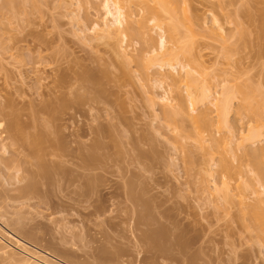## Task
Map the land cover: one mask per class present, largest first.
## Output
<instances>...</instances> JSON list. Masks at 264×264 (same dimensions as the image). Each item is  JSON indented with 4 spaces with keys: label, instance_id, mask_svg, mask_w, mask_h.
<instances>
[{
    "label": "rangeland",
    "instance_id": "rangeland-1",
    "mask_svg": "<svg viewBox=\"0 0 264 264\" xmlns=\"http://www.w3.org/2000/svg\"><path fill=\"white\" fill-rule=\"evenodd\" d=\"M35 1L13 0L14 2L13 5L19 4L20 6L19 5L13 6V9H11L13 10L12 12L11 10H7L8 9L7 6L9 5L7 0L5 1L0 0V8H1L0 21L3 24L2 26V24L0 23V29L2 30L0 32V37H1L0 44L2 46V47L0 46V113H1L0 114V125H1L0 126V224H1L0 227L1 228L5 227L4 231L8 232L9 234H11L15 229V231L18 230V232H20L22 235L24 234L25 237L27 238L30 237L29 239L32 242H36L35 244L38 245L36 247L37 251L39 252L41 251V253H44L45 250L48 251L49 255L47 256L48 257L47 263L49 264H71V263L72 264H115V263L117 264L148 263L149 264L152 259H149V255H147L145 251L141 250L144 248L140 246L137 240V236L139 235V233H136L137 230L134 224L135 223L134 219L131 220L134 216L130 218V215L131 216L133 215L131 214V211L134 210V207L132 206V204L131 206H129L130 203L126 202L124 199H123L124 201H122L123 198L122 193L124 190L123 185H125L126 187V185L129 183V184H133L134 186L133 188L136 189V192L137 191L138 193L142 192V189L144 188L143 193L145 195H147L148 193L147 195L148 197L145 196L146 198H144V200L149 204L151 203L152 207L153 206L156 207L153 208L156 209V211L157 210L158 211L156 212L153 209L154 210L153 213L154 216H156L155 217L156 219L159 218L158 221L160 222V224L162 223L163 225H165L166 218L167 219L171 218L172 220L171 219L170 220L173 222L174 220L175 222L178 221L177 222L178 224L177 223L176 224L178 226L180 224V227L187 226V224L189 223H190L189 226L194 225L195 226L194 231H196L197 233L192 232V234L190 233L191 236H197V235L199 236L200 235L199 232L204 231L205 234L201 232V236L204 234L202 236L203 237L202 240L205 237L206 238L203 240V243L205 244L202 245L203 247L201 249L203 250L201 251L206 255L207 254L209 256L212 255L211 257H213L215 256V253L218 254L220 252H226L225 250L229 249L230 247L227 248L228 246H223V245L236 240L238 236L240 237V238L238 237L240 239V242L243 241L245 238L247 239V236L249 234L248 233L246 234V232L243 231L242 225L240 227V230H237L235 228L236 224L240 221L239 218H241V216L239 217L238 216L239 214L235 212L237 211L236 209L237 207L236 206L233 207L232 205H230L229 208L221 207V209H219L220 211L217 209L219 207L218 205H220L219 204L220 200L218 199V197H216V194H214L213 189L214 190L218 189L221 182L220 181L221 177L219 176L220 173L218 174L220 178L217 176V174H215L218 173L215 171L218 170L217 167L218 165L216 162V159H218V157H216V154H214V152L212 153V146L214 147V143L212 142L219 140L220 138L221 139L224 138V140L223 139L221 140V143L222 142L226 143L227 137L228 136L229 138L231 137V133L233 130L234 131L232 133V138L235 141H236V139L234 138L235 135L237 136L236 138H239L238 136H242L244 133H246L245 128L248 125L249 118L245 116L246 115L248 116V114H246L248 112L242 114L241 117H243L244 115V118L240 117V112L239 113L237 112L238 116L235 114L236 111H240L239 108L240 106L242 107L245 105V103L242 101L243 99L246 98V100L250 102V104L254 103L255 107L258 104L264 105V99H263L264 98L263 96L264 95V0H186L188 2H186L185 5H182V9L184 8L186 11L183 9L184 12H182L180 8H179L180 10L179 9L177 10L178 11L177 13L182 12L183 17H181V19L178 20L177 18H180V16L178 15L177 17H175L174 15L177 14L175 12L174 15L169 14L170 17L172 16V18L175 19H171L170 17H167V19L171 20V23L175 21L176 23L179 24V26L183 25L182 27L184 30L181 31L182 30L181 27H178L177 29L178 32L176 31V35L178 37L175 36V39L177 38L179 39V41H181L185 37L188 38V39L186 38L187 40L191 38L188 42L186 39H184L185 40V41L183 40L184 42L182 41L179 43V41L176 39L175 42L177 45H175V42L169 38L170 33H166L165 32L166 30L163 33H160L161 31H159L157 28L155 30L153 24L148 23L149 27H147V29L148 28L150 29L151 28L150 26H153L152 29L150 30L151 32L149 31V29L148 31H149V35L151 34L153 37L152 41L155 38L156 43L154 41L153 43L157 45V47H159L157 43H158V39L160 38L158 35L163 34L162 36L165 37V35L167 34L166 35L167 37H165L166 47L164 49V52L163 50H161L162 54L160 51H157L158 49L157 47L156 49L152 48V46L155 47V45L152 42H150L152 45H150L151 47H149L148 45L149 41L146 42L144 35H143L144 40L143 39L141 40L142 36L140 35V37L139 36L135 37L138 34L134 32L133 34L132 31L126 32L125 30L121 29L122 31L121 30L120 31L123 36L120 34L117 35L115 34L109 36V39H107L106 35L103 36L104 33L98 30L97 24L94 23L96 20L97 23L98 21L100 23L101 20H99V18L101 19V17H103L102 14L104 12L103 11L104 9L100 8L103 7L102 5H100V3L103 4L102 2L103 0L96 1V3L99 4L97 5V8L99 7L100 10L97 9V11L100 14L96 11V8L94 7L96 6L95 0L94 1L90 0L87 2H85L84 0H35ZM88 2L89 4H87ZM3 3L4 4L7 3L8 5H4ZM83 4L85 5V7ZM77 5L80 7L78 8ZM151 5L153 6L152 3L150 4V6ZM185 6L187 7L188 10L186 9ZM91 7L93 8L92 9L93 11L95 10L94 12H92ZM94 13L96 14L97 19ZM123 13L125 12L123 11ZM127 14L128 13H125L124 17H126ZM5 15L8 16L6 17ZM88 15L90 17H88ZM98 15L101 17H99ZM187 16L188 18H186ZM11 19L14 20L11 21ZM3 20L4 22H2ZM190 20L193 21V23H190L191 22ZM184 25L186 26V28L184 27ZM96 27L99 32L96 30ZM205 27H207V29ZM185 29L189 31L188 32L189 34H187V31ZM82 30L83 32L81 33ZM99 33L100 35L102 34L101 36H103L105 40L100 39ZM179 33L181 36L178 35ZM114 36H116L117 38ZM97 38L99 39L97 40ZM95 41L96 42L102 41V42L96 43ZM185 44L187 45L185 48L186 50L184 49ZM181 45L182 46L184 45V47H181ZM168 47L173 48V50H171L170 48L168 49ZM174 47L177 49L174 50ZM187 48H189V50ZM145 49L149 54H151L152 49H155L152 50L154 51L152 52V54L155 52L159 53L158 54L159 56H163L165 54L164 59L168 54L167 51L171 50V52L174 53L175 55H173L169 51L170 55L168 54L169 57L167 56L166 59L169 60V58L173 55L174 57L172 56L170 60L172 58L173 59L175 58L174 59L175 64L179 62L180 65L182 66L184 65L186 68L188 67V69L189 68H192L193 70L195 69V72L194 71L193 73L191 72V75L194 76V79L196 78L195 82L198 79L197 82L196 83L194 82L195 84L192 82L194 85L193 86L191 83L192 79L191 80L189 79L192 77L187 78V76H185L188 81L190 80L189 83L192 85L191 86L187 82V80H184L182 78L183 75H186L184 74L186 69H180L182 67L179 65V63L177 64L178 66H176L178 67L175 69L176 71L174 72V70H172L174 73L171 72L170 68L169 69L168 67L164 68L166 67L165 65H163L164 66L163 68L161 67V70H158L159 69L158 67H160L159 64L160 61L158 59L156 60H158L159 62L156 61L155 58H161V57H159L157 53L156 55L151 54L150 57L149 54L145 51ZM142 50L144 51L143 53ZM181 50L183 52L186 51L187 53H183ZM173 51L177 52V54ZM180 52H182L181 54H187L188 56H191L192 54V56L194 55L195 57L193 56L194 57L193 58L191 56L189 58L186 55H184L183 57L182 55H179ZM143 54L145 55L144 58L143 56H141ZM145 57H149V58L145 59ZM117 59L120 60L117 61ZM144 59L145 62L146 60L147 61L150 60V62H146V63H148V65H151L148 66V68L151 71L150 74L152 75L158 73L159 71V73L163 74V76L164 75L166 76L169 73L173 75L176 73L175 75L176 78L180 80L181 77L183 79L181 80L184 82L182 83V81L180 80L181 82L179 84L180 85L179 88L181 90L179 89V92L184 93L185 91L184 93L185 95L183 93H181L180 95L183 94L184 96H186L187 93L186 91H188V93L189 91L191 93L192 92L194 93L196 91L200 93L202 91L209 90L206 92L210 94L211 99L208 98L207 100H202V101L200 100V102L198 101L199 103L197 102L196 106H193L194 108L193 107L188 108L191 109V111L193 109L192 112L189 111L191 114L190 117H193L195 119L194 121V119L191 118L193 120L192 121L193 124L198 120L202 122V120L205 118L203 116L202 117L200 116L201 113L202 114L205 113L206 115H208L209 118L211 117L213 119V120H210L211 118L206 119L207 118L206 116L205 120L212 121V125L210 126L211 129L209 130L201 129V132L199 130V132L201 133V134L199 133L200 135L199 137H201L199 138V141L201 142V144L207 147L208 144L211 146L212 143L211 148L209 145H208L209 149L206 148V150H209V152H205V150L203 151V149H205L204 148L205 146L201 150L200 146H198L199 144L196 143V141L194 142L195 139L194 140L190 139L191 141H189V139L187 140L183 139L185 137L184 133L185 135L187 136L189 135V137L192 138V134L194 132V131L192 132V129L194 128L193 126L195 127L198 126V129H200L201 123H199V121L197 122V124L195 123V125H193L192 122L189 123L190 122L188 121L189 119H185V118L184 119L180 118L183 122L180 120L182 123L181 122L179 123L177 122L179 121L178 118L176 122L178 123V127L180 129L179 131L180 134H179L177 133V131H174L175 128H173L172 130V126L167 127L168 126L166 121L167 116L165 117L166 120H162L163 118L162 116L165 114L161 113L162 111L161 107L166 106L165 104L167 100H170L168 101V103L173 101L171 99H174L175 96L173 93L174 90L172 91L174 87L170 86V80L165 79V77L161 83L162 84L161 88L160 85L158 86L159 88L156 89L153 88L154 84L152 85V87H150L149 84L150 83L152 84L153 82L149 83L146 81L148 86L146 84L144 85L145 79L142 75L143 74L142 68L143 70H146L144 64L145 62L143 61ZM173 59L171 63L174 61ZM191 59L192 60L194 59L192 63H194V61L198 62L199 64L198 63L197 64L200 65V68L196 63L194 65L191 62L189 63V60ZM161 60L163 61V58ZM22 61H24L23 64ZM195 65L197 66L194 67ZM154 66H158L157 67L158 69ZM166 69L169 70L170 72L167 71ZM199 69L201 70V72ZM183 70L185 71L183 72ZM81 71H83L84 73L86 72L85 74L89 73V75L93 76L94 78L93 81L92 82L89 81L90 82L89 83L87 80L82 79V77H84L85 74ZM178 71L180 73H178ZM196 71L199 72L200 75ZM202 72H204L203 73L204 76L202 75ZM38 74H40V76ZM177 74H179V76H177ZM140 75L143 78L140 77ZM60 77H62L63 79ZM62 80H64V82L66 81L67 82L66 85L67 84L68 85L65 87L66 89L64 88L63 90L62 88L58 90L57 88L59 87L58 83ZM68 80L71 81L68 82ZM80 80L82 81V83L80 82ZM72 81L74 82V84L71 83ZM241 81L243 84L240 85L239 83ZM250 81L251 83L254 84H251ZM86 83L87 85H91V86H87ZM185 85H187L188 87H185ZM237 85L238 87H234ZM183 87H184V91L182 90ZM223 87H225L226 90ZM185 88H187V90ZM189 88H193L191 89L192 91L188 90ZM232 88H234V90H236L237 88H242V90L238 89L242 92L239 95L240 91L236 90L237 92L235 91L234 93ZM67 90L70 91L71 94ZM252 90H254V92ZM243 91L245 94L243 93ZM93 92H95L96 94ZM172 94L173 96L171 97ZM222 94L224 98H228L232 94H234L235 96L232 95L229 98L233 99V96L236 98H234L233 100L231 99L232 100L231 104L229 103L230 100L229 102H227V104H225L227 106L225 107L227 108V110L224 109V111L226 112L225 114L226 116H224L225 124L223 125L224 127L218 128V126L215 127L217 125L215 124L217 123L215 121L220 114V112H218L219 114L217 113V111L220 109L219 103L222 104V102H224L225 100L224 98L222 102H220L221 100H218V99H222L221 98ZM71 95L73 98L71 97ZM237 95H239L240 97H238ZM256 95L258 98H256ZM163 96H165V98ZM241 96L244 98H241ZM261 97L263 98L261 99ZM74 98H76V100ZM151 98L154 99L152 100ZM214 98H217L216 101H214L215 100ZM162 99L165 103L161 101ZM61 100L63 102H61ZM150 100L152 101L150 102ZM238 100L240 103L238 102ZM258 100H260V102ZM57 101H59L60 104H58L59 102L57 103ZM83 101H84V105H83ZM255 101H257L258 103V104L256 103L257 105H255ZM64 102L66 103L68 102L67 103L68 106L66 107L65 110H62L61 105L64 104ZM74 102L76 103V107H74L75 106ZM78 102L80 103L78 104ZM214 103L216 104V106L218 105L219 109L214 106L215 105ZM151 104L153 105L151 106ZM79 105L82 106V108L79 107ZM31 106L33 107V109ZM228 106L230 108H228ZM228 109H230L231 112ZM163 110H165V108ZM193 113H196V115H194ZM214 113L216 118L214 116ZM32 114L33 116H31ZM7 115L8 117H6ZM156 116L157 117L159 116L160 118L159 117L157 118ZM220 118L222 117H219V119ZM14 120L17 121V125H18V126L16 125L15 129L10 128V124ZM184 120L186 121L185 124H184ZM162 121L166 122L167 125L164 124V122L163 124L167 128L163 124L161 125L158 124V122L160 123ZM31 122L33 124L35 123L37 124L32 125ZM168 123L170 124L169 120ZM177 123L173 125L176 127ZM31 125L33 126V128ZM183 125H185V127ZM228 125L232 127L229 128ZM157 126H159V129ZM190 126L192 127L190 128ZM213 126L217 129H214ZM225 126H226L225 129L226 131H224L223 129L225 128ZM100 128L103 130H101ZM220 128L222 130H220ZM231 128L233 130H231ZM96 129L98 130L97 132ZM170 129L174 132H171ZM198 129L196 128V131ZM205 131H207L208 134ZM61 132L63 134H61ZM175 132H176V137L177 135H179L178 137L181 138L182 141L179 138H175ZM96 133L99 135H97ZM105 133L106 134L109 133V134L106 135ZM263 133L264 131L262 132V134ZM103 134L104 137L103 136L101 137V135ZM202 134L203 135L205 134L204 137L205 136L207 138L209 137V140L205 137V139L207 140L205 141L204 137H202L203 136ZM223 134L227 135V137L226 136L224 137ZM105 135L108 137H105ZM23 137L25 139H23ZM54 138L57 140H55ZM202 138L204 139V141ZM92 140L93 141L95 140L94 143H91L93 142ZM184 140H186V142ZM260 140L262 141V138ZM32 141L33 143H31ZM178 141L179 143L180 141L182 142L180 143L181 146L178 144ZM263 141H264V137H263ZM263 141L261 142L262 145L264 144ZM96 143L99 144L100 148L98 147V149L94 150L92 148ZM249 143L250 142H248V144ZM179 146L182 149H180ZM89 148H91L90 151L87 150ZM210 149H211V153L214 156L209 155ZM238 151L236 150V152ZM231 154L232 153H230V157L232 156ZM81 156L84 158H89L91 160H93V158L94 159L96 158L95 160L97 162V165L99 164L100 165L97 166L95 160H93V162H95V164L93 163L95 169H92L91 170L92 172L90 170H85L86 167L85 169H83L82 167L84 166L82 165L84 164L81 163V161L78 159L79 157L82 158ZM236 156H240L239 153ZM56 158H61L62 160L61 159L57 160ZM83 159L81 160L83 161ZM185 159L187 160L185 162H188V164L184 162ZM59 160L62 162L65 161L66 164L63 165H65L64 166L66 168L65 170L69 172L68 174L70 175L72 174L71 177L76 178L78 176L76 172L78 171V173L81 174L83 178L85 177V179L91 177L95 178L94 182L96 181L95 182L96 184L94 183V185H96L98 188L96 186L93 188L96 189L94 190L95 191L94 198L92 199L94 200L96 197H98L96 199H98L99 202H102L100 203V205L105 203L104 205H102L105 208L100 206L104 210L106 209L105 210L106 213L104 212L105 215L103 213L101 216H97V218L90 215L88 218L87 215L90 213L92 209L90 202H85V203L82 202V204L81 203L79 204L80 201H78V199L76 198L77 194L79 193L78 190L85 189L84 192L87 191L85 188L86 181L82 180L83 178L75 181L76 182V183L74 182L75 184L73 183L74 186L78 185V187L75 188L73 187V184L70 182L69 184L65 183L68 186H66L64 183L60 184L61 186L58 184L59 185L58 186L53 182V180H51V178H49L48 180L46 179L36 180L37 178L34 176L33 172L39 171L40 166H42V164L46 165L47 163L50 164V162L51 163L59 162ZM69 160L70 161L73 160L74 161L73 164H71L72 162H70ZM77 160H79L81 164ZM40 162L42 163L40 164ZM79 165L82 166L81 167L82 169H79L80 167L78 168ZM46 166L49 167L50 165H46ZM202 166L205 167L203 168ZM97 168H99L100 170L99 169L97 170ZM93 170H95V173H97V175L99 174L100 175L97 176L95 173H93L94 172ZM202 170L203 173L200 174ZM30 171L32 172V174ZM209 171L210 174L213 176H209L210 174L209 175L206 174ZM15 172L18 174H16ZM137 173L138 175H136ZM30 175H32V178H36V179H31ZM207 175L209 176L208 178ZM133 176H135L134 179L137 178L138 179L133 180L132 179ZM28 180L29 181L31 180L35 184L39 181L38 184L41 182L40 184L42 186L40 184L36 185L37 191L35 192V194L30 195L31 197L28 196L27 198L26 196L24 198L23 196H21L20 189L23 188L25 185H27V183H29ZM126 181L127 184H125ZM140 182L142 185L140 184ZM206 182L208 183L206 184ZM79 184L83 189L80 187ZM230 184H229V189L231 190L233 195L234 183L231 182ZM65 186L66 188H64ZM203 187H207L205 188L207 191ZM145 188L148 190H145ZM154 188L157 189L154 190ZM108 189L110 190L108 191ZM81 190H80V194L84 193L83 191L81 192ZM144 191L145 192L148 191V192L145 193ZM117 192L118 194H120L122 198L117 194ZM211 192H213L212 193L213 195L211 194ZM72 193L74 195H72ZM106 193H109V196L106 195ZM95 194L98 196H96ZM154 194L156 195L154 196ZM67 196L70 197L68 198ZM109 197L114 199L112 200ZM213 197L216 199H214ZM106 198L107 200L105 201ZM154 198H157L158 200L157 199L155 200ZM75 199H77L78 203ZM147 199H149V201ZM71 200L76 201L74 203L78 204L79 207L78 205L75 207L74 205L76 204H74ZM68 206H72V209L74 210L68 209L71 208ZM117 207L120 209H118ZM112 211L113 214H110L112 213ZM224 211L225 214L223 213ZM128 212H129V216H128ZM160 212L162 213L165 212V213H163L162 215V213ZM157 213L158 215H156ZM108 215L111 216L109 217ZM159 215H161V217H159ZM113 216L116 217L114 218ZM117 216H119V218ZM122 216L125 218H123ZM112 219L114 220L112 221ZM236 219H238V221ZM97 220L99 222H97ZM120 221L122 223H120ZM240 224L242 223L240 222ZM225 225H227V227H229L230 229H225L223 227ZM165 226L167 227V225ZM198 226H200L199 227L200 229L198 228ZM132 227L134 230L132 229ZM205 230L207 233L205 232ZM105 239L107 240V242ZM245 240L241 243L242 245L243 243L245 244ZM104 241L106 243H104ZM135 241H137L138 243ZM137 245H139V247ZM249 246H247V244L243 245V247L240 246L241 247L240 249L239 248L236 249V253H238L240 256H246L250 254L249 256L251 257L254 256L253 261L254 260L256 261L255 256H257L258 254L255 253H257V250H255L256 248L253 247L250 248ZM214 248L216 249V251ZM230 249L227 251H230ZM138 250L140 253L138 252ZM14 251L19 252L17 248H15ZM193 251L194 252L199 251V247H197L196 245ZM113 253H115L116 256L118 254V256L116 257L114 254V257H112L113 258L112 259L111 256L113 255ZM226 254H228V252ZM224 258L227 259V255ZM257 258L259 259V257ZM110 259L112 260L110 261ZM146 259H148V261ZM114 260L115 262H112ZM81 261L83 263H81ZM241 261L242 260L238 261L237 264L238 263L241 264ZM156 263L168 264L170 262L165 260H160L157 258L155 264ZM259 263H261L260 260H257V264Z\"/></svg>",
    "mask_w": 264,
    "mask_h": 264
},
{
    "label": "bare ground",
    "instance_id": "bare-ground-1",
    "mask_svg": "<svg viewBox=\"0 0 264 264\" xmlns=\"http://www.w3.org/2000/svg\"><path fill=\"white\" fill-rule=\"evenodd\" d=\"M5 1V0H4ZM32 1V0H31ZM33 1H35V0H33ZM85 2H87V1H90V0H84ZM83 1V2H84ZM94 1V0H93ZM96 1H98V0H95V3H96ZM100 1H102V0H100ZM7 2H8V4L6 3V4H4V5H8L7 6V10H11V9H13V6H15V5H19V4H15V5H13V0H7ZM36 2V1H35ZM34 2V3H35ZM82 2V3H83ZM103 2V4H101L100 3V5H102L103 7H100V8H102V9H104L103 11V14H102V16L104 17H101V16H99V17H101V19L99 18V20H101V22L99 23V21H98V23L95 21H93L94 23H96L97 24V27H98V30H100V31H102L103 33H104V35L103 36H105L106 35V37H107V39H109V36H111V35H117V34H120V35H122V33H121V29H123V30H125L126 32L127 31H132V33L134 32V33H136V34H138V35H136L135 37H137V36H139L140 37V35L142 36V38H141V40L143 39L144 40V37H143V35L145 36V40H146V42H148L149 41V47H151L150 45H152L150 42H152L153 43V41L155 42V38H154V40L152 41V39H153V37H152V35L150 36L149 35V31L152 29V27L154 26V28H155V30H156V28L159 30V31H161L160 33H163L165 30V32L166 33H170V39H172L174 42H175V40L177 39H175V36H177L176 35V31L178 32V27H181V31H183L184 29H183V25L182 26H179V24L178 23H176L174 20V22H172L171 23V20H168L167 19V17H170L169 16V14H175V12L177 13L178 11V9L180 8L181 10H182V12H184L183 11V9H182V5H185V3L186 2H188V1H186V0H103L102 1ZM16 3H17V1H16ZM20 3H21V1H20ZM78 3V2H77ZM91 3H93V2H91ZM152 3L153 4V6L151 5L150 6V4ZM2 4V5H3ZM87 4H89V2L87 3ZM36 5V4H35ZM78 5H80V4H78ZM77 5V7L79 8L80 6H78ZM84 5V4H83ZM82 5V6H83ZM96 6H94L95 8H96V11H97V9H99L100 10V8L98 7L97 8V5H99L98 3H96L95 4ZM20 6V5H19ZM81 6V7H82ZM91 6V5H90ZM181 6V7H180ZM16 7H18V6H16ZM16 7H15V9H16ZM84 7H85V5H84ZM93 7V6H92ZM91 7V10L93 9ZM186 7V6H185ZM4 8H6V7H4ZM1 9V8H0ZM3 9V8H2ZM14 9V10H15ZM89 9V8H88ZM87 9V10H88ZM126 9V10H125ZM179 9V10H180ZM186 9H187V7H186ZM77 10V9H76ZM75 10V11H76ZM86 10V9H85ZM185 10V9H184ZM188 10V9H187ZM12 12H13V10H11ZM89 11V10H88ZM95 11V10H94ZM93 10H92V12H94ZM123 11L125 12V13H128L127 15H126V17H124L125 16V13H123ZM186 11V10H185ZM77 12V11H76ZM98 12V11H97ZM182 12L181 13H177V14H175L174 16L175 17H177L178 15L180 16V18H177L178 20L179 19H181V17H183L182 16ZM188 12V11H187ZM15 13H16V11H15ZM74 13V12H73ZM99 13V12H98ZM140 13H142V14H140ZM186 13V12H185ZM185 13H184V15H185ZM4 14V13H3ZM3 14H1V15H3ZM95 14V13H94ZM100 14V13H99ZM168 16H167V15ZM181 14V15H180ZM9 15V14H8ZM7 15V16H8ZM14 15V14H13ZM72 15V14H71ZM189 15V14H188ZM192 15V14H191ZM6 16V15H5ZM6 16V17H7ZM12 16V15H11ZM87 16V15H86ZM173 16V17H174ZM214 16V15H213ZM213 16H212V18H213ZM1 17V16H0ZM88 17H90L89 15H88ZM95 17H96V14H95ZM138 18V19H137ZM171 19H175V18H172V16L170 17ZM186 18H188V16L186 17ZM192 18V17H191ZM194 18V17H193ZM197 18H199V17H197ZM203 18V17H202ZM8 19V18H7ZM96 19H97V17H96ZM0 20H1V18H0ZM12 20H14V19H11V21ZM74 20V19H73ZM185 20H187V19H185ZM217 20V19H216ZM87 21V20H86ZM85 21V22H86ZM88 21H89V19H88ZM181 21V20H180ZM179 21V22H180ZM191 21V20H190ZM215 21V20H214ZM2 22H4V20L2 21ZM7 22H10V21H7ZM178 22V21H177ZM184 22V21H183ZM196 22H198V21H196ZM200 22V21H199ZM212 22H213V20H212ZM0 23H1V21H0ZM93 23V24H94ZM151 23V24H153V26H150L151 28L149 29V31H148V29H147V27H149V24ZM190 23H193V21H191ZM201 23V22H200ZM203 23V22H202ZM204 23H205V21H204ZM203 23V24H204ZM211 23V22H210ZM2 24V23H1ZM83 24V23H82ZM181 24H182V22H181ZM81 25V24H80ZM213 25H214V23H213ZM2 26H3V24H2ZM89 26H90V24H89ZM94 26H96V25H94ZM196 26V25H195ZM205 26V25H204ZM97 27H96V30H97ZM136 27H137V29H136ZM184 27L186 28V26L184 25ZM190 28H191V26H190ZM201 28V27H200ZM206 29H207V27H205ZM211 28V27H210ZM82 29V28H81ZM93 29H95V28H93ZM164 29V30H163ZM202 29H203V27H202ZM91 30V29H90ZM97 30V31H98ZM121 30V31H120ZM163 30V31H162ZM180 30V29H179ZM186 30V29H185ZM193 30V29H192ZM195 30V29H194ZM210 30V29H209ZM208 30V31H209ZM213 30V29H212ZM2 30L0 29V32H1ZM87 31V30H86ZM92 31V30H91ZM94 31V30H93ZM187 31V30H186ZM191 31V30H190ZM83 32V30L81 31V33ZM88 32H90V31H88ZM99 32V31H98ZM120 32V33H119ZM151 32V31H150ZM189 31H187V34H189L188 33ZM94 33H97V32H94ZM93 33V34H94ZM133 33V34H134ZM165 33V34H166ZM123 34H124V32H123ZM129 34V33H128ZM132 34V35H133ZM187 34H184V35H187ZM99 35H100V33H99ZM102 35V34H101ZM100 35V39H104L105 40V38H103V36H101ZM120 35H118V36H120ZM131 35V34H130ZM161 34H159L158 36L160 37L159 39H158V46L159 47H157V45H155L154 43V45H155V47H153L152 46V48H155L156 49V47L158 48L157 49V51H160L161 52V54H162V51L161 50H163V52H164V49H165V47H166V39H165V37H167L166 35H165V37L164 36H160ZM178 35H180V33L178 34ZM191 35V34H190ZM243 35V34H242ZM123 36V35H122ZM121 36V37H122ZM146 36H148V37H146ZM181 36V35H180ZM183 36V35H182ZM241 36V35H240ZM3 37V36H2ZM114 37H116V36H114ZM120 37V38H121ZM152 37V38H151ZM178 37V36H177ZM185 37V36H184ZM191 37V36H190ZM189 37V38H190ZM1 38V37H0ZM94 38V37H93ZM117 38V37H116ZM146 38H148V39H146ZM168 38V39H169ZM183 38V37H182ZM187 37H185V38H183V40L184 39H186ZM96 39V38H95ZM99 38H97V40H98ZM181 39V38H180ZM188 39V38H187ZM186 39V40H187ZM191 39V38H190ZM189 39V40H190ZM2 40V39H1ZM36 40H38V39H36ZM124 40V39H123ZM122 40V41H123ZM178 41H179V39H177ZM183 40H181V41H179V43L180 42H182ZM189 40H187V42L189 41ZM193 40V39H192ZM192 40H191V42H192ZM40 41V40H39ZM38 41V42H39ZM91 41H93V40H91ZM107 41V40H106ZM121 41V42H122ZM185 41V40H184ZM183 41V42H184ZM19 42H21V41H19ZM34 42V41H33ZM41 42V41H40ZM39 42V43H40ZM96 42V41H95ZM98 42V41H97ZM96 42V43H97ZM100 42H102V41H100ZM100 42H98V43H100ZM171 42V41H170ZM186 42V43H187ZM1 43V42H0ZM16 43H17V41H16ZM106 43V42H105ZM142 43V42H141ZM156 43V42H155ZM179 43H178V45H179ZM15 44V43H14ZM49 44V43H48ZM119 44V43H118ZM144 44V43H143ZM182 44V43H181ZM39 45V44H38ZM47 45V44H46ZM145 45V44H144ZM144 45H142V46H144ZM147 45V46H148ZM175 45H177L176 44V42H175ZM0 46H1V44H0ZM41 46V45H40ZM49 46V45H48ZM109 46V45H108ZM186 44H185V47H184V45L182 46L181 45V47H184V49L186 48ZM190 46H191V44H190ZM2 47V46H1ZM115 47V46H114ZM113 47V48H114ZM120 47V46H119ZM178 47V46H177ZM180 47V46H179ZM194 47V46H193ZM40 48V47H39ZM43 48V47H42ZM116 48V47H115ZM147 48V47H146ZM170 47H168V49H169ZM190 48H192V47H190ZM10 49V48H9ZM8 49V50H9ZM108 49H110V48H108ZM112 49V48H111ZM150 49V48H149ZM155 49H152V50H155ZM171 50H173V48H170ZM177 48H175L174 47V50H176ZM180 49H182V48H180ZM180 49H179V51H180ZM183 49V50H184ZM188 50H189V48H187ZM16 50V49H15ZM18 50V49H17ZM113 50V49H112ZM111 50V51H112ZM116 50V49H115ZM151 50V54H152V52H154V51H152ZM171 50H169L170 52H171ZM186 50V49H185ZM46 51V50H45ZM44 51V52H45ZM145 51H146V49H145ZM166 51V50H165ZM169 51H167L168 52V54H169ZM179 51H178V53H179ZM182 51V50H181ZM192 51V50H191ZM40 52V51H39ZM120 52V51H119ZM144 51L142 50V53H143ZM147 52V51H146ZM173 52H175V51H173ZM183 52V51H182ZM182 52H180V54L179 55H182L183 57H184V55H186L187 57H191L192 56V54H191V56H188L187 54H181ZM118 53V52H117ZM148 53V52H147ZM156 53L157 52H155V53H153L152 55H156ZM166 53V52H165ZM172 53V52H171ZM176 54H177V52H175ZM183 53H187L186 51L185 52H183ZM191 53H193V52H191ZM116 54V53H115ZM145 54V53H144ZM141 55V56H143V58H144V56L145 55ZM149 54V53H148ZM151 54H149V56L151 55ZM159 53H157V55H158ZM160 54V55H161ZM168 54L166 55V57L168 56ZM173 55H175L174 53H172ZM41 55V54H40ZM119 55V54H118ZM121 55V54H120ZM140 55V54H139ZM165 55V54H164ZM164 55L163 56H159V57H161V58H155V60L156 59H158V60H156V61H158L159 62V64H160V67H158V66H154V67H158L157 69L158 70H161V67L163 68L164 66L163 65H165L166 67H164V68H167L168 67V69L170 68V70H171V72L172 73H174L176 70V68H178V67H176V66H178L177 64L179 63H176L175 64V58L173 59L174 61L171 63V61H172V59L170 60V58L173 56H171L170 58H169V60L168 59H166V57H165V59H166V61H165V59H164ZM170 55V54H169ZM157 56V57H158ZM194 56V55H193ZM192 56V57H193ZM119 57V56H118ZM121 57V56H120ZM139 57V56H138ZM151 57V56H150ZM169 57V56H168ZM174 57V56H173ZM195 57V56H194ZM193 57V58H194ZM44 58V57H43ZM122 58V57H121ZM149 57H145V59H148ZM163 58V61L161 60ZM41 59V58H40ZM140 59V58H139ZM145 59L143 60L144 62H145ZM33 60V59H32ZM120 60V59H119ZM118 59H117V61H119ZM150 60H151V58H150ZM150 60L149 61H147L146 60V62H150ZM153 60V59H152ZM154 60V61H155ZM176 60H178V59H176ZM194 60V59H193ZM192 59L191 60H189V63L191 62L192 63V61H193ZM124 61V60H123ZM141 61V60H140ZM153 61V62H154ZM155 61V62H156ZM23 62L24 61H22V64H23ZM36 62V61H35ZM121 62V61H120ZM144 63L145 64V67H146V70H143V68H142V71H143V77H144V79H145V81H144V85L146 84L147 85V82H153L151 85L149 84V86L150 87H152V85L154 84V86H153V88H159L158 86L160 85V88H161V86H162V81H163V79H164V77H165V79H167V80H170V86L171 87H174V89H172V91L174 90V99H171V100H173L172 102H169L168 103V101H170V100H167V97H166V100H167V102H166V106L165 107H161V113H163V114H165V115H163V114H161V115H163L162 117L164 118H162V120H166V116H167V124H168V126L167 127H169V126H172V130H173V128H175V130L174 131H177V133H179V131H180V129H179V127H178V123L177 122H181L182 120L181 119H189L188 121H190L189 123H191L193 120L191 119V118H193V117H190L191 116V114H190V112L189 111H191V109H188L189 107L190 108H192L193 106H196V104H197V102L199 101L200 102V100L202 101V100H207L208 98H210V94H208V92H206V91H209V90H205V91H202V92H200V93H198L196 90V92H190L189 91V93H188V91H186L187 93H186V96H184L185 94V91H184V87L182 88V90L184 91V93L183 92H181V93H183L182 95H180L181 93L179 92V84H180V82L184 79V80H187L186 79V77L185 76H187V78H189V77H192V78H189L190 80L192 79V81H191V83L193 82H195V79H194V76H192L191 75V72L193 73V71L195 72V69L193 70L192 68H189L188 69V67L186 68L184 65L182 66V65H180V63H179V65L182 67V68H180V66H179V68L180 69H186V71L185 70H183V72H184V74H186V75H183V79L180 77V80L178 79V78H176L175 77V75H176V73L173 75V74H171V73H169V74H167L166 76L164 75L163 76V74H161V73H159V71H158V73H155L154 75H152V74H150V70H149V68H148V66H151V65H148V63ZM154 62V63H155ZM158 62H157V65H158ZM18 63H20V62H18ZM141 63V62H140ZM197 64L198 62H195L194 61V63H192L193 65L194 64ZM28 64V63H27ZM118 64V63H117ZM142 64V63H141ZM156 64V63H155ZM199 64V63H198ZM197 64V65H198ZM18 65H20V64H18ZM120 65V64H119ZM125 65V64H124ZM154 65V64H153ZM162 65V66H161ZM197 65H195L194 67H196ZM35 66V65H34ZM33 66V67H34ZM37 66V65H36ZM129 66V65H128ZM199 66V68H200V65H198ZM28 67V66H27ZM145 67H144V69H145ZM22 68V67H21ZM24 68V67H23ZM84 68V67H83ZM141 68V67H140ZM139 68V69H140ZM152 68V67H151ZM28 69V68H27ZM37 69V68H36ZM81 69V68H80ZM188 69V70H187ZM192 69V70H191ZM23 70V69H22ZM33 70V69H32ZM84 70V69H83ZM153 70V69H152ZM167 70V69H166ZM172 70H174V72L172 71ZM200 70V69H199ZM203 70V69H202ZM20 71V70H19ZM86 71V70H85ZM154 71H155V68H154ZM167 71H169V70H167ZM31 72V71H30ZM36 72H37V70H36ZM81 72H83V71H81ZM88 72V71H87ZM140 72H141V70H140ZM153 72V71H152ZM157 72V71H156ZM170 72V71H169ZM197 72V71H196ZM200 72H201V70H200ZM84 73V72H83ZM86 73V72H85ZM84 73V74H85ZM103 73V72H102ZM154 73V72H153ZM164 73V72H163ZM178 73H180L179 71H178ZM198 74H199V72H197ZM203 73L204 72H202V75H203ZM33 74H34V72H33ZM32 74V75H33ZM42 74H44V73H42ZM92 74V73H91ZM101 74V73H100ZM104 74V73H103ZM39 76H40V74H38ZM94 75V74H93ZM105 75V74H104ZM131 75V74H130ZM188 75H190V76H188ZM200 75V74H199ZM20 76V75H19ZM42 76V75H41ZM75 76H76V74H75ZM177 76H179V74H177ZM182 76V75H181ZM204 76V75H203ZM64 77V76H63ZM73 77V76H72ZM80 77V76H79ZM104 77V76H103ZM124 77H125V75H124ZM140 77H142L141 75H140ZM142 77V78H143ZM147 79H146V78ZM185 77V78H184ZM37 78V77H36ZM60 78H62V77H60ZM141 78V79H142ZM205 78V77H204ZM34 79H35V77H34ZM59 79V78H58ZM63 79V78H62ZM74 79V78H73ZM77 79V78H76ZM80 79V78H79ZM82 79H84V80H87L88 82L89 81H93V76H91V75H89V73L88 74H85L84 75V77H82ZM102 79V78H101ZM143 79V80H144ZM193 79H194V81H193ZM55 80V79H54ZM60 80V79H59ZM106 80H107V78H106ZM143 80H141V81H143ZM148 80H150V81H148ZM167 80H165V81H167ZM189 80V81H190ZM198 80V79H197ZM197 80H196V82H197ZM250 80V79H249ZM69 81H71V80H68V82ZM74 81V80H73ZM71 82V83H73L74 84V82ZM77 81H79V80H77ZM147 81V82H146ZM189 81L187 80V82L189 83ZM38 82V81H37ZM80 82L82 83V81L80 80ZM184 81H182V83H183ZM195 82V83H196ZM200 82V81H199ZM202 82V81H201ZM204 82H205V80H204ZM254 82V81H253ZM36 83V82H35ZM58 83V82H57ZM66 81L64 82V80H62V81H60L58 84H59V87H61V88H59V87H57L58 88V90L59 89H62L63 88V90H64V88L68 85H66ZM70 83V84H71ZM90 83V82H89ZM93 83H96V82H93ZM193 83H192V85H193ZM194 83V84H195ZM245 83V82H244ZM248 83V82H247ZM250 83H251V81H250ZM58 84H57V86H58ZM78 84V83H77ZM80 84V83H79ZM100 84V83H99ZM124 84V83H123ZM190 84V83H189ZM188 84V85H189ZM240 85L241 84H243L242 83V81L239 83ZM251 84H254V83H251ZM258 84V83H257ZM56 85V84H55ZM86 85H87V83H86ZM191 85V84H190ZM191 85V86H192ZM197 85V84H196ZM236 85V84H235ZM52 86V85H51ZM74 86V85H73ZM87 86H91V85H87ZM148 86V85H147ZM194 86V85H193ZM243 86V85H242ZM241 86V87H242ZM247 86H248V84H247ZM252 86V85H251ZM70 87V86H69ZM68 87V88H69ZM149 87V88H150ZM185 87H188L187 85H185ZM190 87V86H189ZM195 87H197V86H195ZM203 87V86H202ZM234 87H238V85L237 86H234ZM246 87V86H245ZM249 87H250V84H249ZM259 87V86H258ZM263 87V86H262ZM54 88V87H53ZM81 88V87H80ZM88 88V87H87ZM90 88V87H89ZM194 88V87H193ZM193 88H189L188 90H191V89H193ZM199 88V87H198ZM197 88V89H198ZM206 88V87H205ZM223 88H225V87H223ZM50 89V88H49ZM66 89V88H65ZM70 89V88H69ZM186 90H187V88H185ZM200 89H201V87H200ZM233 89V92L235 93V91L237 90V91H240V90H238V89H241L242 90V88H237L236 90H234V88H232ZM231 89V90H232ZM251 89H252V87H251ZM263 89V88H262ZM56 90V89H55ZM170 90V89H169ZM181 90V89H180ZM203 90V89H202ZM225 90H226V88H225ZM51 91V90H50ZM68 91V90H67ZM96 91V90H95ZM171 91V92H172ZM192 91V90H191ZM194 91V90H193ZM236 91V92H237ZM253 92H254V90H252ZM57 92V91H56ZM70 94H71V92L70 91H68ZM79 92V91H78ZM85 92V91H84ZM226 92H228V91H226ZM242 91H240L239 92V95H240V93H241ZM262 92V91H261ZM66 93V92H65ZM93 93H95V92H93ZM223 93V92H222ZM229 93H230V91H229ZM243 93H244V91H243ZM252 93V92H251ZM256 93V92H255ZM62 94V93H61ZM84 94H86V93H84ZM96 94V93H95ZM94 94V95H95ZM99 94V93H98ZM165 94V93H164ZM224 94V93H223ZM223 94L221 95V98L222 99H218V100H221L220 102H222V100H223V98H224V96H223ZM245 94V93H244ZM249 94V93H248ZM257 94H258V92H257ZM88 95V94H87ZM92 95V94H91ZM225 95V94H224ZM227 95V94H226ZM229 95V94H228ZM232 95H234V94H232ZM232 95H230L229 97H231ZM239 95H237L238 97H240ZM77 96V95H76ZM99 96V95H98ZM109 96V95H108ZM162 96V95H161ZM173 96V94L171 95V97ZM235 96V95H234ZM233 96V99L234 98H236V97H234ZM244 96V95H243ZM264 96V95H263ZM71 97H72V95H71ZM86 97H88V96H86ZM164 98H165V96H163ZM163 97H161V98H163ZM224 98L225 100H224V102H222V104H220L219 103V105H220V109L218 108V105L216 106V104L214 105L215 107H217L218 109V111H217V113L218 112H220V114H219V117H222V118H220L219 119V117H217V119H216V121L215 122H217V123H215V124H217L215 127H217L218 126V128L219 127H224L223 125L225 124V121H224V119H225V117L224 116H226L225 114H226V112L224 111V109L225 110H227V108H225V107H227L225 104H227V102H229V100H230V104H231V102H232V98ZM255 97V96H254ZM73 98V97H72ZM80 98V97H79ZM91 98V97H90ZM98 98H100V97H98ZM106 98V97H105ZM170 98V97H169ZM220 98V97H219ZM241 98H244V97H242L241 96ZM240 98V99H241ZM251 98H252V96H251ZM256 98H258L257 97V95H256ZM256 98H254V99H256ZM263 97H261V99H262ZM75 100H76V98H74ZM84 99V98H83ZM89 99V98H88ZM92 99V98H91ZM90 99V100H91ZM94 99V98H93ZM152 99V98H151ZM154 99V98H153ZM152 99V100H153ZM211 99V98H210ZM215 100L214 101H216V99L217 98H214ZM232 99V100H231ZM264 99V98H263ZM64 100V99H63ZM80 100H82V99H80ZM85 100V99H84ZM95 100H96V98H95ZM107 100V99H106ZM152 100H150V102L152 101ZM160 100V99H159ZM253 100V99H252ZM60 101V100H59ZM59 101H57V103L59 102ZM70 101V100H69ZM72 101H73V99H72ZM79 101V100H78ZM92 101V100H91ZM101 101V100H100ZM104 101V100H103ZM162 102H164L163 101V99L161 100ZM175 101V102H174ZM211 101V100H210ZM241 101V100H240ZM244 103H245V105H244V103H243V105L244 106H240L239 108H240V111H236V115L238 116V114H237V112L239 113L240 112V117L242 116V114L243 113H245V112H248V113H246V114H248V116L246 115L245 117H248L249 118V121H248V125H247V127L245 128L246 130V133H244L242 136H238L239 138H236L237 136L235 135L234 136V134H233V136H234V138L236 139V141L232 138V133H233V129L231 128V130H233L232 131V133H231V137L230 138H232V139H230L229 138V136L227 137V135H224V137L226 136L227 137V139H226V143L225 142H222L221 143V140L223 139L224 140V138H220L219 140H216V141H214V142H212V143H214V147L212 146V143H211V146H212V153L214 152V154H216V157H218V159H216V162H217V167H218V170H215L216 172H218V173H215V174H217V176H218V174H219V176L221 177V182H220V185H219V187H218V189H213V191H214V194H216V197H218V199L220 200V202H219V204L221 205H218L217 207V209L219 210V209H221V207H224V208H229L230 207V205H232L233 207L234 206H236L235 208L237 209V211H235L236 213H238L239 215V217L241 216V218H239L240 219V221L236 224V229L237 230H240V227H241V225H242V229H243V231H245L246 232V234L248 233L249 235L247 236V239L245 240V244H247V246H249L250 248L251 247H253V248H256L255 250H257V253H255V254H258L257 256H255V259H256V261L254 262L253 261V259H254V256H249V255H246V256H240L238 253H236V249H240L241 247L240 246H242L243 247V245H245L244 243H243V245L241 244L243 241H241L240 242V237L238 238L237 237V239L236 240H234V241H232V242H230V243H226V244H224L223 246H228L227 248H229L230 249V251H227V250H229V249H227V250H225L226 252H220V253H218V254H216L215 253V256H213V257H211V256H209L208 254L206 255V254H204L201 250H203V249H201L203 246V244H205V243H203V240L206 238H204L203 240H202V236L205 234L204 233V231H201V232H203L202 234V236H201V232H199L200 233V235L198 236H191L190 235V233L192 234V232L193 233H195L196 231H194V228H195V226L193 227L192 225H190L189 226V224H187V226H182V227H180V224H179V226L177 225L178 223V221L177 222H175V220H174V222L173 221H171L172 219L171 218H169V219H167L166 218V221H165V225H167V227L165 226V225H163L162 223L160 224V222L158 221V219H156L155 217L156 216H154V213H153V211L155 210L156 211V209H154V208H156V207H152V205H151V203L149 204V203H147L145 200H144V198H146L145 196H147L148 195V191L147 192H145V193H147V195H145L144 193H143V186H142V192H139L138 193V191L136 192V189H134L133 187V184H127V181H126V183L125 184H127L126 185V187H125V185H123V187H124V190H123V193H122V197L120 196V194H118V192H117V194L122 198V201H126V202H129L130 203V205L129 206H131V204H132V206L134 207V210L133 209H131V210H133V211H131V214H133L132 216L130 215V218H132L133 216V218L131 219V220H133L134 219V224H135V227H136V230L138 231H136V233H139V235L137 236V240H138V242H139V244H140V246H142V248H144V249H141L142 251H145V253L147 254V255H149V259H156L157 260V258L158 259H160V260H165V261H169L171 264H222L223 262L224 263H227V264H237V262L238 261H240V260H242L241 261V264H257V260H260V262L261 263H259V264H264V144L262 145V141H263V137H264V133L262 134V132L264 131L263 129H264V108H263V106L260 104H258L257 103V101H255V105H257L256 107L254 106V103L251 105L250 104V102H248L247 100H246V98L245 99H243L242 100ZM241 101V102H242ZM259 102H260V100H258ZM262 101V100H261ZM61 102H63L62 100H61ZM71 102V101H70ZM76 102V101H75ZM74 102V103H75ZM155 102V101H154ZM198 102V103H199ZM204 102V101H203ZM207 102V101H206ZM238 102H239V100H238ZM56 103V104H57ZM68 103V102H67ZM66 102H64V104H62L61 106V108H62V110H65L66 109V107L68 106V104H67ZM80 102H78V104H79ZM89 103H91V102H89ZM165 103V102H164ZM168 103V104H167ZM172 103V104H171ZM205 103V102H204ZM208 103V102H207ZM206 103V104H207ZM240 103V102H239ZM257 103V104H256ZM58 104H60V102L58 103ZM100 104V103H99ZM156 104V103H155ZM170 104V105H169ZM210 104V103H209ZM213 104V103H212ZM44 105V104H43ZM73 105V104H72ZM83 105H84V101H83ZM92 105V104H91ZM95 105V104H94ZM153 104H151V106H152ZM221 105H222V107H221ZM241 105V104H240ZM55 106H57V105H55ZM60 106V105H59ZM120 106V105H119ZM161 106H163V105H161ZM262 106V107H261ZM32 107V106H31ZM30 107V108H31ZM74 107H76V103H75V106ZM79 107H81L82 108V106H80L79 105ZM85 107V106H84ZM89 107V106H88ZM44 108V107H43ZM50 108V107H49ZM93 108V107H92ZM165 108V110H163ZM194 108V107H193ZM228 108H230L229 106H228ZM32 109H33V107H32ZM35 109V108H34ZM45 109H47V108H45ZM68 109V108H67ZM71 109V108H70ZM69 109V110H70ZM196 109V108H195ZM194 109V110H195ZM55 110V109H54ZM68 110V111H69ZM84 110V109H83ZM89 110V109H88ZM205 110V109H204ZM216 110V109H215ZM214 110V111H215ZM229 111H230V109H228ZM239 110V109H238ZM244 110V111H243ZM11 111H13V110H11ZM35 111V110H34ZM56 111V110H55ZM59 111V110H58ZM71 111V110H70ZM76 111H78V110H76ZM192 111H193V109H192ZM191 111V112H192ZM223 111V112H222ZM85 112V111H84ZM160 112V111H159ZM195 112V111H194ZM205 112V111H204ZM216 112V111H215ZM228 112V111H227ZM231 112V111H230ZM29 113H30V110H29ZM34 113V112H33ZM58 113V112H57ZM60 113V112H59ZM63 113H65V112H63ZM69 113V112H68ZM201 113V112H200ZM217 113H216V115H217ZM1 114V113H0ZM6 114H8V113H6ZM11 114V113H10ZM72 114V113H71ZM190 114V115H189ZM194 115H196V113H193ZM192 114V115H193ZM199 114V113H198ZM204 114V115H203ZM201 113L200 114V116L202 117H205L206 118V116H207V118L206 119H208L209 117H208V115H206L205 113ZM5 115V114H4ZM14 115V114H13ZM16 115V114H15ZM30 115V114H29ZM50 115V114H49ZM154 115V114H153ZM156 115V114H155ZM159 115V114H158ZM222 115V116H221ZM31 116H33V114L31 115ZM52 116V115H51ZM55 116V115H54ZM61 116V115H60ZM74 116V115H73ZM210 116V115H209ZM214 116H215V113H214ZM6 117H8V115L6 116ZM5 117V118H6ZM16 117H18V116H16ZM66 117V116H65ZM157 117V116H156ZM155 117V118H156ZM159 117V116H158ZM157 117V118H158ZM240 117H238V118H240ZM29 118H30V116H29ZM37 118V117H36ZM69 118V117H68ZM120 118V117H119ZM160 118V117H159ZM179 118V119H178ZM181 118V119H180ZM199 118V117H198ZM205 118L202 120V122L201 121H199V123H201L200 124V129H198V126L197 127H195V126H193V125H195V123L197 124V122H195L194 124H193V122H192V126L194 127L193 129H192V132H193V134H192V138L191 137H189V135L187 136V135H185V133H184V138L183 139H189V141H191L192 139L194 140V142L196 141V143H198L199 145L198 146H200V149L202 150L203 149V147L205 146H203V144H201V142L199 141V138H201V137H199L200 135H199V133L201 132V129L202 130H205V129H211V125H212V121H210V120H213L211 117V119L210 120H205ZM215 118H216V116H215ZM241 118H244V115H243V117H241ZM13 119H14V117H13ZM33 119V118H32ZM58 119V118H57ZM177 119L179 120V121H177ZM191 119V120H190ZM194 119V118H193ZM200 119H202V118H200ZM9 120V119H8ZM16 120V119H15ZM12 121V123L10 124V128H13V129H15L16 128V125H17V121ZM30 120H31V118H30ZM37 120V119H36ZM49 120V119H48ZM61 120V119H60ZM67 120V119H66ZM168 120H169V122H170V124H172V125H170L169 123H168ZM181 120V121H180ZM197 120V119H196ZM38 121V120H37ZM37 121H35V122H37ZM57 121V120H56ZM59 121V120H58ZM161 121V120H160ZM177 121V122H176ZM194 121H195V119H194ZM11 122V121H10ZM9 122V123H10ZM19 122V121H18ZM33 122V121H32ZM31 122V123H32ZM39 122V121H38ZM163 122H164V124H166V122L165 121H162V122H158V124H163ZM183 122V121H182ZM181 122V123H182ZM60 123V122H59ZM177 123V125H176V127L174 126L175 124ZM186 123V121L184 120V124ZM188 123V122H187ZM213 123V124H214ZM35 124H37V123H35ZM35 124H33L32 123V125H35ZM163 124V125H164ZM166 124V125H167ZM174 124V125H173ZM31 125V126H32ZM191 125V124H190ZM1 126V125H0ZM18 126V125H17ZM115 126V125H114ZM165 126V125H164ZM184 127H185V125H183ZM192 126H190V128L192 127ZM229 126V125H228ZM53 127V126H52ZM116 127V126H115ZM158 127V129H159V126H157ZM160 127H162V126H160ZM166 127V126H165ZM166 127V128H167ZM182 127V126H181ZM184 127H183V129H184ZM214 126H213V128L214 129H217V128H215ZM230 127H232V126H229V128ZM18 128V127H17ZM31 128V127H30ZM32 128H33V126H32ZM54 128V127H53ZM176 128H178V129H176ZM196 128L198 129L197 131H196ZM220 128V130H222ZM22 129V128H21ZM52 129V128H51ZM101 129V128H100ZM161 129V128H160ZM224 129V131H226L225 129H226V126H225V128H223ZM8 130V129H7ZM38 130V129H37ZM101 130H103V129H101ZM113 130V129H112ZM166 130H169V129H166ZM171 129H170V131L171 132H174V131H172ZM181 130H182V128H181ZM199 130H200V132H199ZM207 130V131H208ZM219 130V129H218ZM230 130V131H231ZM263 130V131H262ZM98 130L96 129V132H97ZM191 131V130H190ZM207 131H205V132H207ZM217 131V130H216ZM215 131V132H216ZM223 131V132H224ZM227 131H228V129H227ZM12 132V131H11ZM16 132V131H15ZM27 132V131H26ZM56 132V131H55ZM184 132V131H183ZM203 132V131H202ZM243 132V131H242ZM101 133V132H100ZM102 133H103V131H102ZM191 133V132H190ZM189 133V134H190ZM209 133H210V131H209ZM212 133V132H211ZM218 133H219V131H218ZM14 134H16V133H14ZM61 134H63L62 132H61ZM97 134V133H96ZM106 134V133H105ZM107 134H109V133H107ZM106 134V135H107ZM180 134V133H179ZM187 134V133H186ZM201 134V133H200ZM206 134V133H205ZM204 134V135H205ZM207 134H208V132H207ZM226 134H228V133H226ZM246 134V135H245ZM97 135H99V134H97ZM105 135V137H108V136H106ZM182 135V134H181ZM191 135V134H190ZM203 135V134H202ZM201 135V136H202ZM204 135L202 136V137H204ZM222 135V136H223ZM229 135H230V132H229ZM240 135V134H239ZM14 136V135H13ZM39 136H40V134H39ZM45 136V135H44ZM62 136V135H61ZM104 137V134L103 135H101V137ZM179 135H177V137H176V132H175V138H179L178 137ZM20 137H22V136H20ZM27 137V136H26ZM181 137V136H180ZM189 137V138H188ZM206 137V136H205ZM205 137H204V139H205ZM214 137V136H213ZM213 137H211V138H213ZM221 137V136H220ZM11 138V137H10ZM9 138V139H10ZM17 138V137H16ZM44 138V137H43ZM62 138V137H61ZM75 138V137H74ZM100 138V137H99ZM207 138V137H206ZM217 138V137H216ZM219 138V137H218ZM262 138V141L260 140ZM23 139H25L24 137H23ZM55 139V138H54ZM97 139V138H96ZM105 139V138H104ZM112 139V138H111ZM180 140H181V138H179ZM178 139V140H179ZM191 139V140H190ZM203 139V138H202ZM204 139H203V141H204ZM208 140H209V137L207 138ZM39 140V139H38ZM37 140V141H38ZM41 140V139H40ZM55 140H57V139H55ZM100 140V139H99ZM110 140V139H109ZM186 140H184L185 142H186ZM212 140V139H211ZM210 140V141H211ZM232 140H234V141H232ZM21 141V140H20ZM28 141V140H27ZM76 141V140H75ZM93 141V140H92ZM95 141V140H94ZM94 141L93 142H91V143H94ZM98 141V140H97ZM101 141H102V139H101ZM182 141V140H181ZM180 141V143H182ZM203 141H202V143H203ZM205 141H207L206 139H205ZM213 141V140H212ZM12 142V141H11ZM215 142H217V143H215ZM248 142H250L249 144H248ZM19 143V142H18ZM21 143V142H20ZM31 143H33V141L31 142ZM39 143H41V142H39ZM103 143V142H102ZM101 143V144H102ZM180 143H179V141H178V144L180 145ZM210 143V142H209ZM220 143V144H219ZM263 143H264V141H263ZM27 144V143H26ZM29 144H30V142H29ZM49 144V143H48ZM47 144V145H48ZM100 144V145H101ZM177 144V143H176ZM184 144V143H183ZM208 144V143H207ZM260 144V145H259ZM36 145V144H35ZM56 145H58V144H56ZM65 145V144H64ZM209 145V144H208ZM208 145H207V147L205 146L204 148L205 149H203V151L205 150V152H209V150H206V148L207 149H209V147H208ZM6 146V145H5ZM14 146V145H13ZM49 146V145H48ZM80 146H81V144H80ZM103 146H105V145H103ZM178 146V145H177ZM181 146V145H180ZM179 146V148L180 149H182L181 147ZM197 146V147H198ZM210 146V145H209ZM211 146H210V148H211ZM7 147V146H6ZM28 147H30V146H28ZM46 147V146H45ZM52 147V146H51ZM86 147V146H85ZM98 147H99V144H95L94 145V147L92 148V149H98ZM110 147V146H109ZM184 147V146H183ZM3 148H4V146H3ZM36 148V147H35ZM60 148V147H59ZM100 148V147H99ZM80 149V148H79ZM90 149L91 148H89V149H87V150H89L90 151ZM103 149V148H102ZM81 150V149H80ZM84 150H85V148H84ZM105 150V149H104ZM200 150V151H201ZM236 150L238 151V152H236ZM51 151V150H50ZM87 152V151H86ZM85 152V153H86ZM102 152V151H101ZM240 152H241V154H240ZM61 153V152H60ZM78 153V152H77ZM88 153V152H87ZM93 153V152H92ZM96 153H98V152H96ZM104 153V152H103ZM211 153V149H210V154L209 155H212V156H214L213 154ZM230 153H232L231 155V157H233V158H231L230 157ZM235 153V154H234ZM239 153V155L240 156H236L237 154ZM35 154V153H34ZM55 154V153H54ZM58 154V153H57ZM79 154V153H78ZM90 154H91V152H90ZM205 154H207V153H205ZM29 155V154H28ZM69 155V154H68ZM94 155V154H93ZM228 155H229V157H228ZM15 156V155H14ZM32 156V155H31ZM50 156V155H49ZM63 156V155H62ZM77 156V155H76ZM102 156V155H101ZM186 156V155H185ZM206 156H208V155H206ZM212 156H210V157H212ZM25 157V156H24ZM47 157V156H46ZM82 157V156H81ZM93 157V156H92ZM189 157V156H188ZM29 158V157H28ZM84 157H82V158H78L80 161H81V163H83L84 165H82V166H84V167H82V166H78V168L79 169H85V167H86V169L85 170H92V169H95L94 168V165H93V163L95 164V162H96V158L94 159L93 158V160H95V162H93V160H91V159H89V158H84ZM30 159V158H29ZM36 159V158H35ZM38 159V158H37ZM43 159V158H42ZM57 160L58 159H61V158H56ZM65 159V158H64ZM81 159H83V161L81 160ZM98 159H99V157H98ZM187 159V158H186ZM184 160V162L185 161H187V160ZM208 159V158H207ZM32 160V159H31ZM31 160H29V161H31ZM50 160V159H49ZM48 160V161H49ZM51 160H52V158H51ZM62 160V159H61ZM79 160H77V161H79ZM140 160V159H139ZM192 160V159H191ZM212 160V159H211ZM39 161H40V158H39ZM44 161H45V158H44ZM48 161H46V162H48ZM70 161V160H69ZM76 161V160H75ZM80 161H79V163H80ZM189 161V160H188ZM204 161V160H203ZM64 162V163H63ZM60 161L59 160V162H53V163H51L50 162V164L49 163H47L46 165H50L49 167H47L45 164L43 165L42 164V166H40V170L39 171H35V172H33V174H34V176L37 178H32V175H30L31 176V179H36V180H38V179H41V180H44V179H46V180H48L49 178H51V180H53V182L55 183V184H65V183H68L69 184V182L70 183H74L75 181H77L78 179H81V178H83V176H81V174H79L78 173V171L76 172L77 173V177L75 178V177H71L72 176V174L70 175V174H68L69 172L68 171H66L65 169V165H63V164H66L65 163V161ZM70 162H72L71 164H73V160L72 161H70ZM69 162V163H70ZM208 162V161H207ZM19 163V162H18ZM42 162H40V164H41ZM76 163H78V162H76ZM76 163H74V164H76ZM80 163V164H81ZM142 163V162H141ZM185 163H187L188 164V162H185ZM214 163H215V161H214ZM70 164V165H71ZM96 165H97V162H96ZM100 165V164H99ZM99 165H97V166H99ZM194 165V164H193ZM201 165V164H200ZM17 166V165H16ZM69 166V165H68ZM76 166V165H75ZM188 166V165H187ZM215 166V165H214ZM82 167V168H81ZM96 167V166H95ZM193 167V166H192ZM203 168L205 167V166H202ZM87 168H89V169H87ZM100 168V167H99ZM99 168H97V170L99 169ZM104 168V167H103ZM32 169H33V167H32ZM50 169H51V172H50ZM188 169H189V167H188ZM217 169V168H216ZM9 170V169H8ZM18 170V169H17ZM68 170V169H67ZM100 170V169H99ZM105 170V169H104ZM201 170V169H200ZM206 170V169H205ZM204 170V171H205ZM19 171V170H18ZM94 172L93 173H95V170H93ZM103 171V170H102ZM214 171V170H213ZM9 172V171H8ZM8 172H6V173H8ZM31 172V171H30ZM74 172V171H73ZM85 172V171H84ZM83 172V173H84ZM92 172V171H91ZM212 172V171H211ZM16 173V172H15ZM93 173H92V175H93ZM99 173V172H98ZM145 173V172H144ZM203 173V170H202V172L200 173V174H202ZM205 173V172H204ZM16 174H18V173H16ZM15 174V175H16ZM31 174H32V172H31ZM89 174V173H88ZM87 174V175H88ZM96 175H97V173H95ZM112 174V173H111ZM121 174V173H120ZM132 174V173H131ZM140 174V173H139ZM206 174H210V171L208 172V173H206ZM214 174V173H213ZM20 175H21V173H20ZM23 175H25V174H23ZM73 175H74V173H73ZM90 175V174H89ZM100 175V174H99ZM99 175H97V176H99ZM104 175V174H103ZM136 175H138V173L136 174ZM145 175V174H144ZM199 175V174H198ZM204 175V174H203ZM207 175V178L209 177V176H213V175H209L208 176ZM85 176H86V174H85ZM95 176V175H94ZM218 176V177H219ZM22 177V176H21ZM24 177V176H23ZM80 177V178H79ZM96 177V176H95ZM108 177V176H107ZM112 177V176H111ZM120 177V176H119ZM134 177L135 176H133V180H137V179H134ZM219 177V178H220ZM15 178V177H14ZM101 178H102V176H101ZM105 178V177H104ZM125 178V177H124ZM131 178V177H130ZM149 178V177H148ZM211 178H213V177H211ZM111 179H113V178H111ZM123 179V178H122ZM128 179V178H127ZM126 179V180H127ZM40 180V181H41ZM82 180H84V181H86L85 182V188H86V190L87 191H85L84 192V190H81V192L83 191L84 193H81L80 194V190H78L79 191V193L77 194V199H78V201H80L79 202V204L81 203L82 204V202L83 203H85V202H90V205L92 206V209H91V211H90V213L87 215L88 216V218H89V216L90 215H92V216H94V217H96L97 218V216H101L104 212H105V210L102 208V207H104V206H102V205H104V204H101L100 205V203H102V202H99V200L98 199H96V198H98V197H96L94 200L92 199V198H94V190L96 189H93L96 185H94V183L96 182H94V180H95V178H86L85 179V177L82 179ZM97 180H98V177H97ZM104 180V179H103ZM110 180V179H109ZM140 180H142V179H140ZM153 180V179H152ZM204 180V179H203ZM120 181H122V180H120ZM144 181V180H143ZM149 181H151V180H149ZM200 181V180H199ZM19 182V181H18ZM28 182L29 183H27V185H25L23 188H21L20 189V193H21V196H23L24 198L27 196V198H28V196H30V195H34L35 194V192L37 191V186L36 185H39L38 184V182L35 184L34 182H32L31 180L29 181L28 180ZM47 182V181H46ZM50 182H52V181H50ZM79 182V181H78ZM116 182V181H115ZM124 182V181H123ZM134 182V181H133ZM154 182V181H153ZM202 182V181H201ZM231 182H233L234 183V186H233V188H234V194L232 195V192H231V190L229 189V184L231 183ZM22 183H24V182H22ZM43 183V182H42ZM49 183V182H48ZM76 183V182H75ZM74 183V184H75ZM80 183V182H79ZM101 183V182H100ZM131 183V182H130ZM135 183V182H134ZM138 183V182H137ZM137 183H136V185H137ZM205 183V182H204ZM208 182H206V184H207ZM21 184V183H20ZM47 184V183H46ZM45 184V185H46ZM74 184H73V187L75 188V187H78V185L77 186H74ZM96 184V183H95ZM102 184V183H101ZM111 184V183H110ZM140 184H141V182H140ZM218 184V183H217ZM41 185V184H40ZM49 185V184H48ZM47 185V186H48ZM58 185V186H59ZM66 185V184H65ZM80 185V184H79ZM100 185V184H99ZM139 185V184H138ZM142 185V184H141ZM231 185V184H230ZM42 186V185H41ZM61 186V185H60ZM66 186H68V185H66ZM66 186L64 187V188H66ZM109 186V185H108ZM140 186V185H139ZM138 186V187H139ZM39 187V186H38ZM51 187H53V186H51ZM56 187V186H55ZM70 187V186H69ZM68 187V188H69ZM80 187H81V185H80ZM97 187V186H96ZM100 187V186H99ZM102 187V186H101ZM119 187V186H118ZM208 187V186H207ZM207 187H203L204 189L205 188H207ZM231 187V186H230ZM58 188V187H57ZM56 188V189H57ZM67 188V189H68ZM82 188V187H81ZM98 188V187H97ZM141 188V187H140ZM215 188V187H214ZM46 189H47V187H46ZM59 189V188H58ZM61 189V188H60ZM67 189H66V191H67ZM72 189V188H71ZM83 189V188H82ZM100 189V188H99ZM102 189V188H101ZM155 189H157V188H154V190ZM232 189V188H231ZM39 190V189H38ZM69 190V189H68ZM76 190V189H75ZM107 190V189H106ZM110 189H108V191H109ZM139 190V189H138ZM145 190H148V189H146L145 188ZM158 190H159V188H158ZM206 190V189H205ZM204 190V191H205ZM212 190V189H211ZM117 191V190H116ZM152 191V190H151ZM207 191V190H206ZM209 191V190H208ZM59 192V191H58ZM157 192V191H156ZM40 193V192H39ZM57 193V192H56ZM60 193V192H59ZM74 193V192H73ZM72 193V195H74ZM150 193V192H149ZM201 193H203V192H201ZM213 192H211V194H212ZM38 194V193H37ZM64 194V193H63ZM69 194V193H68ZM98 194V193H97ZM56 195V194H55ZM71 195V194H70ZM96 195V194H95ZM106 195H108L109 196V193H106ZM151 195V194H150ZM149 195V196H150ZM156 194H154V196H155ZM213 195V194H212ZM21 196H20V198H21ZM36 196V195H35ZM76 196V195H75ZM74 196V197H75ZM96 196H98V195H96ZM116 196V195H115ZM160 196V195H159ZM208 196V195H207ZM31 197V196H30ZM42 197H44V196H42ZM68 197V196H67ZM70 197V196H69ZM68 197V198H69ZM117 197V196H116ZM148 197V196H147ZM212 197V196H211ZM35 198V197H34ZM65 198V197H64ZM110 198V197H109ZM151 198V197H150ZM214 198V197H213ZM31 199V198H30ZM39 199V198H38ZM61 199V198H60ZM77 199H75L76 201H77ZM101 199V198H100ZM110 199H114V198H110ZM116 199V198H115ZM118 199V198H117ZM124 199V200H123ZM155 200L157 199V198H154ZM214 199H216V198H214ZM41 200V199H40ZM107 200V198L105 199V201ZM148 201H149V199H147ZM158 200V199H157ZM209 200V199H208ZM72 201V200H71ZM70 201V202H71ZM76 201H72L73 203L74 202H76ZM78 201H77V203H78ZM109 201V200H108ZM111 201V200H110ZM151 201V200H150ZM16 202V201H15ZM19 202H20V200H19ZM104 202V201H103ZM125 202V203H126ZM154 202V201H153ZM162 202V201H161ZM28 203V202H27ZM72 203V204H73ZM108 203H111V202H108ZM121 203V202H120ZM158 203V202H157ZM175 203V202H174ZM216 203V202H215ZM214 203V204H215ZM62 204V203H61ZM60 204V205H61ZM64 204V203H63ZM69 204V203H68ZM67 204V205H68ZM74 204H76V203H74ZM113 204V203H112ZM154 204V203H153ZM213 204V205H214ZM218 204V203H217ZM47 205V204H46ZM70 205V204H69ZM78 204H76V205H74L75 207L77 206ZM88 205V204H87ZM114 205V204H113ZM112 205V206H113ZM125 205V204H124ZM155 205V204H154ZM176 205V204H175ZM100 206H102V207H100ZM106 206V205H105ZM128 206V207H129ZM166 206V205H165ZM164 206V207H165ZM61 207V206H60ZM68 207H71V208H68ZM67 208L68 209H72V206H68ZM78 207H79V205H78ZM89 207V206H88ZM158 207V206H157ZM216 207V206H215ZM232 207V208H233ZM63 208V207H62ZM74 208V207H73ZM91 208V207H90ZM90 208H88V209H90ZM105 208V207H104ZM108 208V207H107ZM118 208V207H117ZM159 208V207H158ZM64 209V208H63ZM62 209V210H63ZM118 209H120V208H118ZM154 209V210H153ZM160 209V208H159ZM176 209V208H175ZM58 210V209H57ZM72 210H74V209H72ZM130 210V209H129ZM173 210V209H172ZM225 210V209H224ZM230 210H232V209H230ZM235 210V209H234ZM85 211H86V209H85ZM110 211H111V209H110ZM121 211V210H120ZM126 211H127V208H126ZM158 211V210H157ZM156 211V212H157ZM178 211H179V209H178ZM177 211V212H178ZM220 211V210H219ZM57 212V211H56ZM59 212V211H58ZM84 212V211H83ZM88 212V211H87ZM155 212V213H156ZM218 212V211H217ZM230 212V211H229ZM106 213V212H105ZM105 213H104V215H105ZM115 213V212H114ZM160 213H162V212H160ZM163 213H165V212H163ZM163 213H162V215H163ZM181 213V212H180ZM216 213V212H215ZM224 214H225V211L223 212ZM227 213V212H226ZM87 214V213H86ZM110 214H113V211H112V213H110ZM167 214H168V212H167ZM174 214V213H173ZM123 215H124V213H123ZM156 215H158V213L156 214ZM170 215V214H169ZM177 215V214H176ZM182 215V214H181ZM109 217L111 216V215H108ZM120 216V215H119ZM119 216H117L118 218H119ZM126 216V215H125ZM128 216H129V212H128ZM171 216V215H170ZM180 216V215H179ZM103 217V216H102ZM107 217V216H106ZM114 217V216H113ZM116 217V216H115ZM114 217V218H115ZM121 217V216H120ZM123 217V216H122ZM159 217H161V215H159ZM164 217H166V216H164ZM86 218V217H85ZM117 218V219H118ZM123 218H125V217H123ZM109 219V218H108ZM171 219V220H170ZM88 220V219H87ZM96 220V219H95ZM105 220V219H104ZM114 219H112V221H113ZM124 220V219H123ZM126 220V219H125ZM127 220H128V218H127ZM126 220V221H127ZM164 220V219H163ZM162 220V221H163ZM237 221H238V219H236ZM122 221V220H121ZM120 221V223H122ZM160 221H161V219H160ZM93 222V221H92ZM96 222V221H95ZM97 222H99L98 220H97ZM107 222V221H106ZM111 222V221H110ZM240 222L242 223V224H240ZM129 223V222H128ZM177 223V224H176ZM180 223V222H179ZM133 224V225H134ZM195 224V223H194ZM1 225V224H0ZM110 225V224H109ZM112 225H113V223H112ZM117 225H118V223H117ZM197 225H199V224H197ZM229 225V224H228ZM120 226V225H119ZM165 226V227H164ZM226 226V227H225ZM225 226H223L225 229H230L229 227H227V225H225ZM126 227V226H125ZM200 226H198V228H199ZM231 227V226H230ZM3 228V227H2ZM1 227H0V264H49V263H47L48 261V251H44V253H41V251L39 252V251H37L36 250V247L38 246L37 244H35L36 242H32L29 238H27V237H25L24 236V234L22 235L20 232H18V230L17 231H15V229L13 230V232L11 233V234H9L8 232H6V231H4V229H5V227L2 229ZM112 228V227H111ZM197 228V227H196ZM221 228V227H220ZM234 228V229H235ZM124 229V228H123ZM132 229H133V227H132ZM200 229V228H199ZM205 229H206V227H205ZM210 229V228H209ZM208 229V230H209ZM232 229V228H231ZM8 230V229H7ZM126 230V229H125ZM134 230V229H133ZM197 230V229H196ZM207 230V231H208ZM9 231V230H8ZM130 232V231H129ZM205 232H206V230H205ZM236 232H238V231H236ZM197 233V232H196ZM198 233V234H199ZM207 233V232H206ZM12 234H14V235H12ZM134 234H135V232H134ZM208 235V234H207ZM235 236V235H234ZM225 237V236H224ZM105 238V237H104ZM112 238V237H111ZM135 238V237H134ZM234 238V237H233ZM232 238V239H233ZM33 240V239H32ZM106 240V239H105ZM229 240V239H228ZM231 240V239H230ZM113 241V240H112ZM211 241V240H210ZM225 241V240H224ZM106 242H107V240H106ZM105 241H104V243H106ZM135 242H137V241H135ZM137 242V243H138ZM206 242V241H205ZM112 243V242H111ZM110 243V244H111ZM137 243H135V244H137ZM109 244V243H108ZM208 244H209V242H208ZM214 244V243H213ZM197 245V247H199V251H193V249H195V246ZM138 247H139V245H137ZM218 246V245H217ZM137 247V248H138ZM15 248H17L18 250H19V252H16V251H14L15 250ZM116 248V247H115ZM208 248V247H207ZM38 249V248H37ZM139 249V248H138ZM197 249V248H196ZM205 249V248H204ZM211 249V248H210ZM215 249V248H214ZM213 249V250H214ZM224 249V248H223ZM115 250V249H114ZM140 250V251H141ZM217 250H219V249H217ZM252 250V249H251ZM119 251V250H118ZM136 251V250H135ZM205 251V250H204ZM215 251H216V249H215ZM222 251V250H221ZM249 251H250V249H249ZM64 252V251H63ZM102 252V251H101ZM138 252H139V250H138ZM207 252V251H206ZM210 252V251H209ZM208 252V253H209ZM211 252H213V251H211ZM228 252V254H226ZM254 252V251H253ZM108 253V252H107ZM107 253H104V254H107ZM140 253V252H139ZM144 253V254H145ZM114 254L115 253H113V255L111 256V258L112 257H114ZM142 254V253H141ZM143 254V255H144ZM211 254V253H210ZM247 254V253H246ZM101 255V254H100ZM103 255V254H102ZM109 255V254H108ZM121 255V254H120ZM214 255V254H213ZM227 255V259L226 258H224L225 256ZM231 255H233V256H231ZM251 255H252V253H251ZM110 256V255H109ZM115 256H116V254H115ZM117 256H118V254H117ZM116 256V257H117ZM224 256V257H223ZM64 257V256H63ZM257 257H259V259L257 258ZM72 258V257H71ZM145 258V257H144ZM148 258V257H147ZM113 259V258H112ZM112 259H110V261L112 260ZM116 259V258H115ZM120 259V258H119ZM65 260V259H64ZM144 260V259H143ZM147 261H148V259H146ZM151 260V261H152ZM156 260H153L152 262L150 261V263L149 264H155V261ZM71 261V260H70ZM118 261V260H117ZM159 261V260H158ZM74 262V261H73ZM79 262V261H78ZM107 262V261H106ZM112 262H115V260L114 261H112ZM81 263H83L82 261H81ZM170 263H168V264H170ZM223 263V264H224ZM72 264V263H71ZM115 264H117V263H115ZM120 264V263H119ZM146 264H148V263H146ZM156 264H158V263H156ZM167 264V263H166ZM239 264V263H238Z\"/></svg>",
    "mask_w": 264,
    "mask_h": 264
}]
</instances>
